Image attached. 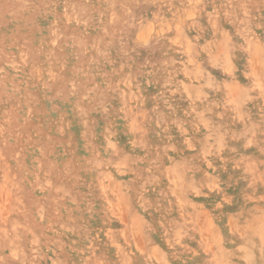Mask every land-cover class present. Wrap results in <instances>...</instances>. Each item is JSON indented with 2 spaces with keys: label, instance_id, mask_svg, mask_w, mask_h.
I'll return each mask as SVG.
<instances>
[{
  "label": "rangeland",
  "instance_id": "1",
  "mask_svg": "<svg viewBox=\"0 0 264 264\" xmlns=\"http://www.w3.org/2000/svg\"><path fill=\"white\" fill-rule=\"evenodd\" d=\"M0 264H264V0H0Z\"/></svg>",
  "mask_w": 264,
  "mask_h": 264
},
{
  "label": "bare ground",
  "instance_id": "2",
  "mask_svg": "<svg viewBox=\"0 0 264 264\" xmlns=\"http://www.w3.org/2000/svg\"><path fill=\"white\" fill-rule=\"evenodd\" d=\"M10 39V35L9 33L5 32V31H1L0 32V43L1 44H5L7 40Z\"/></svg>",
  "mask_w": 264,
  "mask_h": 264
}]
</instances>
